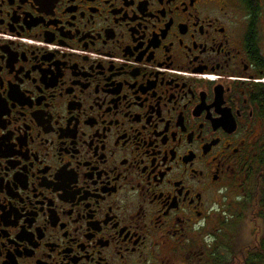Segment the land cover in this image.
<instances>
[{"label":"flooded vegetation","instance_id":"1","mask_svg":"<svg viewBox=\"0 0 264 264\" xmlns=\"http://www.w3.org/2000/svg\"><path fill=\"white\" fill-rule=\"evenodd\" d=\"M0 264H264V0H0Z\"/></svg>","mask_w":264,"mask_h":264}]
</instances>
